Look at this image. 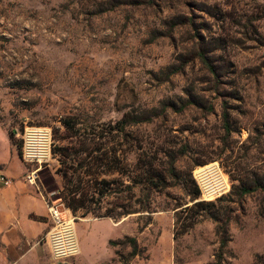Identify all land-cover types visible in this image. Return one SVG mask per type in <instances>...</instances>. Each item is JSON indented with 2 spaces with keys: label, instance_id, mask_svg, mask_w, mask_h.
Segmentation results:
<instances>
[{
  "label": "rangeland",
  "instance_id": "rangeland-1",
  "mask_svg": "<svg viewBox=\"0 0 264 264\" xmlns=\"http://www.w3.org/2000/svg\"><path fill=\"white\" fill-rule=\"evenodd\" d=\"M0 112L22 154L26 128L51 130L37 181L61 224L72 221L57 231L76 251L75 223L109 219L123 222L112 264L162 263L165 253L175 264H213L216 223L187 208L259 183L231 205L223 264H264V0H0ZM163 150L185 152L177 177L143 192L147 153L157 151L163 173ZM210 166L221 189L207 200L211 183L196 171ZM70 178L111 183L85 217L67 207Z\"/></svg>",
  "mask_w": 264,
  "mask_h": 264
},
{
  "label": "crops",
  "instance_id": "crops-1",
  "mask_svg": "<svg viewBox=\"0 0 264 264\" xmlns=\"http://www.w3.org/2000/svg\"><path fill=\"white\" fill-rule=\"evenodd\" d=\"M3 113L0 112V264H56L47 240L53 228L52 206L37 181L44 164L23 161L9 126L1 119ZM31 176L33 183L29 182ZM2 178L10 184L5 185ZM122 223L114 224L109 219L75 223L80 253L68 263L112 264L116 254L110 242L122 238ZM162 257L164 262L156 264H175L166 253Z\"/></svg>",
  "mask_w": 264,
  "mask_h": 264
},
{
  "label": "trees",
  "instance_id": "trees-1",
  "mask_svg": "<svg viewBox=\"0 0 264 264\" xmlns=\"http://www.w3.org/2000/svg\"><path fill=\"white\" fill-rule=\"evenodd\" d=\"M200 61L206 66L209 72L215 74V69L210 64L209 60L205 57V55H200ZM174 74H178L179 70H176L173 72ZM171 107L170 103H166L164 105V108ZM156 116H145L143 118L144 123H152ZM226 125L228 124V117L224 116ZM120 129L119 132L124 131L125 128V119L120 121L117 124ZM116 126V127H117ZM159 151V147L157 149ZM162 153L164 154L165 161L163 162V173H159L158 167L160 166V159L158 158L157 151L154 153H147V157L145 160V165L142 170V172L138 175L140 176V183L142 184L143 192H155L159 191L162 188H166L167 186V180L170 178L177 177V171H176V161L177 158L180 155H184L185 152L183 150L175 151V150H163ZM103 156L99 157V159H102ZM87 158L84 159L86 163ZM75 161V160H74ZM79 161V159H78ZM158 162V166L157 163ZM82 166L83 164L79 162ZM110 163L113 165H116V158H111ZM85 165V164H84ZM197 166V165H196ZM192 172V170L190 171ZM189 175H192L189 173ZM87 177V175H85ZM64 179H67V176H63ZM136 179V178H134ZM80 182H84V180H80ZM110 182H107V180H102L100 182V185L104 186L105 188L98 189L96 186V181L91 180L89 178L84 182V186L80 184H72V179L70 178L68 180V185H70L67 188V193L65 200L67 201V207L72 210L74 214H76L80 209H86V212L84 213V217L89 214V208L91 205L94 204L93 199L94 196L98 195L100 198L106 195V191L109 190ZM257 187H261V184L257 183ZM257 187H250L247 185L239 186V188H234L232 191H230L228 194H224L216 199V201L213 202H204V201H198L201 197V191L198 186L195 184V192L191 196V200L193 202H196L193 204L192 207H188L187 211H201V212H208L214 222L216 223V236L218 238L219 242V249L215 256V262L213 264H223L224 263V257H225V250L228 247V245L232 242V237L229 232V224L231 222L230 213L231 211V205L232 204H238L240 203L241 199L245 197L246 195L254 192L257 190ZM150 196L147 197L149 200ZM224 203L229 205L228 207H224ZM149 207H146L145 210L149 212ZM229 212V213H228ZM221 213V215L219 214ZM133 213H130L129 210H125V215H130ZM223 221V222H222ZM124 243L131 244L133 246L132 256L137 255V245L136 240L134 238H129L124 240ZM112 246H114V242L110 243Z\"/></svg>",
  "mask_w": 264,
  "mask_h": 264
},
{
  "label": "built area",
  "instance_id": "built-area-1",
  "mask_svg": "<svg viewBox=\"0 0 264 264\" xmlns=\"http://www.w3.org/2000/svg\"><path fill=\"white\" fill-rule=\"evenodd\" d=\"M25 144L23 147V154L22 159L27 164H37L42 165L49 162V157L47 154L51 153V130L50 129H44V128H26L25 133ZM46 157V158H45ZM2 181L5 183V185H9L10 181L2 178ZM35 181L34 177L29 178V182L33 183ZM50 215L52 217L55 227L52 228L50 233L47 236V240L49 243V236L53 233V248L52 254L53 259L58 262H65V258L67 257H76L80 253V247L78 242V237L75 230V224L72 227V231L74 234V239L77 243V251L76 248H74V245L69 237L67 235L61 236L57 229L62 227L65 223L61 224L59 213L57 212V209L51 207L50 208ZM56 231V232H55Z\"/></svg>",
  "mask_w": 264,
  "mask_h": 264
},
{
  "label": "bare ground",
  "instance_id": "bare-ground-1",
  "mask_svg": "<svg viewBox=\"0 0 264 264\" xmlns=\"http://www.w3.org/2000/svg\"><path fill=\"white\" fill-rule=\"evenodd\" d=\"M211 166L210 167H206L204 169H201V170H198L196 171L197 174L200 173L201 174V177L202 179H206L208 180V184L211 183V179H210V175L208 173H210L211 171ZM199 175V174H198ZM212 178V177H211ZM210 179V180H209ZM213 180V178H212ZM214 181V180H213ZM228 187V186H227ZM221 189V186L218 185V184H214V183H211V189L208 191V194L206 193V198L207 200H210L215 194H217ZM227 191V190H226ZM72 221H67L65 224H71ZM73 225V224H72ZM70 226V225H69Z\"/></svg>",
  "mask_w": 264,
  "mask_h": 264
},
{
  "label": "water",
  "instance_id": "water-1",
  "mask_svg": "<svg viewBox=\"0 0 264 264\" xmlns=\"http://www.w3.org/2000/svg\"><path fill=\"white\" fill-rule=\"evenodd\" d=\"M56 264H70L68 262H56Z\"/></svg>",
  "mask_w": 264,
  "mask_h": 264
}]
</instances>
